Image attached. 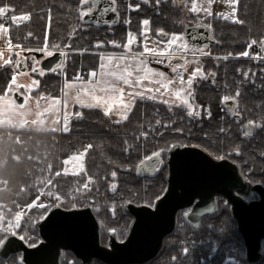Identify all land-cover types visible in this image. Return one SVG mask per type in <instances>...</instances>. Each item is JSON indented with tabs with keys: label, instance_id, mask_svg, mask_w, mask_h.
I'll return each mask as SVG.
<instances>
[{
	"label": "trees",
	"instance_id": "obj_1",
	"mask_svg": "<svg viewBox=\"0 0 264 264\" xmlns=\"http://www.w3.org/2000/svg\"><path fill=\"white\" fill-rule=\"evenodd\" d=\"M115 1L120 21L110 26L85 21L79 12L83 6L80 0H0V6L12 5L13 10L6 15L15 44L28 49H42L47 45L53 52L62 50L66 53L65 69L45 72L40 76V87L33 94L62 96L66 81L77 76L87 78L93 69L98 70L101 53L125 51L129 30L135 36L136 50L142 51V21L145 18L150 21V32L154 37H161V28L167 34L185 32L183 10L175 0H160L159 4L157 0H130L133 4H140V8L131 10L128 8L129 0ZM237 10L238 19L235 21L214 15H189L190 19L207 24L216 41L209 45L210 55L205 58V70L215 72L216 83L205 82L202 87H195V98L199 102L218 103L225 95H230L228 86L232 78L243 77L242 72L249 69L254 74L260 67L249 56L237 54L249 51L252 40L264 41V0H239ZM24 12L29 13L27 20L18 23L11 20V16ZM112 40L118 44L112 45ZM98 41H103V44L98 45ZM15 72L12 64L0 66V95L9 92ZM74 111H82L83 116L73 114L67 131L64 128L41 130L0 126V179L6 181L5 187L0 189V205L12 209L11 216L22 205L31 204L39 196L45 181L51 180L58 191L67 196L60 202L63 208H75L73 205L99 207L100 220L105 210L111 211L115 206L124 208L123 217L112 216V211L105 217L113 223L112 228L121 230L128 227L133 218L125 211L127 202L153 204L167 186L166 168L154 177L138 173L141 159L155 151H167L175 144L200 146L213 155L221 156L218 149L226 150L232 142L228 133L221 131L222 121L212 115L205 117L201 127L200 120L188 115V109L156 101L138 100L122 121L112 120L97 107L76 106ZM145 132L147 136L143 135ZM86 148L84 172L80 175L65 174L66 158ZM254 157L252 155L251 160ZM113 171L117 173L116 177L111 175ZM88 176L93 177L92 190L85 191ZM113 181L116 182L115 189ZM74 191L78 195L70 197ZM40 211L32 209L24 222L33 223L40 219L44 213ZM233 221L230 212L209 215L200 227L191 230L201 237H184L183 234L190 232L187 230L186 233V227L178 225V230L166 238L156 262L235 264V259L228 257L233 255V251L245 255L246 249ZM187 226L191 227L190 224ZM184 247L190 249L189 253L183 252ZM172 253L177 254L175 258ZM239 264L250 263L243 256ZM256 264H264V259Z\"/></svg>",
	"mask_w": 264,
	"mask_h": 264
},
{
	"label": "water",
	"instance_id": "obj_2",
	"mask_svg": "<svg viewBox=\"0 0 264 264\" xmlns=\"http://www.w3.org/2000/svg\"><path fill=\"white\" fill-rule=\"evenodd\" d=\"M110 4L113 0H100L99 8H107ZM84 20L98 25H115L119 22V14L116 10L101 13L97 9L84 16ZM184 33L191 45L204 47L216 43L211 28L203 23L185 27ZM64 58V52L56 50L43 59L42 68L50 72L61 61L64 62ZM13 96L17 103H24L25 96L20 92H14ZM175 145L178 146L170 148L166 160L168 185L155 202L156 207L126 203L125 210L134 217L126 240L119 242L113 237L110 247H102L100 224L90 205L72 209L54 206L39 225L46 242L29 247L19 237H10L7 253L24 251L28 264H38L43 256H53L58 262L64 248L79 255L99 257L108 264H145L160 253L166 237L175 230L179 210L192 207L193 210L185 217L198 228L206 215L217 211L216 195L222 194L233 204V214L239 221L248 261H261L264 257V186L245 180L238 165L228 159H216L198 146ZM158 159L153 157L145 165H139L138 173L156 176L159 173ZM234 190L248 196L254 190L262 198L248 203L235 196ZM1 252L6 253L4 250Z\"/></svg>",
	"mask_w": 264,
	"mask_h": 264
},
{
	"label": "snow or ice",
	"instance_id": "obj_3",
	"mask_svg": "<svg viewBox=\"0 0 264 264\" xmlns=\"http://www.w3.org/2000/svg\"><path fill=\"white\" fill-rule=\"evenodd\" d=\"M81 6L79 9V12L81 16H87L88 14L93 13L97 9L101 13H106L110 10L114 11V0L113 4H110L107 8H99L100 0H80ZM211 2V0H210ZM232 4H236L237 0H230ZM160 3V0H157V4ZM90 5V6H87ZM128 8L131 10L133 8L138 9L140 8V4L136 3L133 4L129 0ZM13 10L12 5L10 4H4L3 6H0V17H3L5 13ZM192 10L195 12H199L201 8L196 4L195 0H193L192 3ZM206 12H211V8L204 9ZM236 9L233 8L232 14H230V18L235 21L238 19V17L235 15ZM229 15V14H225ZM29 18V13L24 12L20 15H13L11 16V20L15 22H20L21 20H27ZM129 23H130V17H129ZM150 21L148 18L143 19V33L149 32V25ZM7 26L4 24H0V30L5 29ZM159 32L165 35H170V38L165 41L167 44V47L165 48H149L147 46V36L145 35V45L144 50L146 53H155L161 56L166 55L168 57V60H171V57L173 55L172 47L175 45L177 46V50L186 49L189 47L187 39H185V33L183 32H173L170 34L165 33V30L163 28L159 29ZM74 34V33H73ZM135 36L131 33V30H129V35L127 37V43L124 45L126 49L131 51V47L134 44ZM112 45H117L118 41L112 40L110 42ZM98 45L103 44V41H98ZM251 44H257L256 40H252ZM260 48L264 49V42L260 43ZM206 47V46H205ZM9 48H12L11 43H9ZM42 52H48L49 55L51 53L49 52L48 46L45 45L44 48L41 49ZM143 53L138 55H128V53H101V62L99 65V72L97 70L93 69L91 71V78L88 80H84L82 77L77 76L76 81L69 80L68 85L70 87H75L76 92L74 96L68 95L65 97L63 103L65 106V113H64V130L67 131L68 124L71 115L76 116H83V112H76V113H70L67 111L69 100H73L78 102L81 106H87L89 108L92 107H102L103 111L105 113H111L113 110V106H118V115L120 118H126L128 115V112L130 111V102L126 101L124 99L125 96V87L122 85H128L131 86L129 88V92L131 93L137 86H139L141 89H148L151 87L150 84H145L144 81H153L155 80L157 83L161 85L160 88H152L151 92L148 91H141L138 93L140 96H149L151 99L154 100H165V93L168 95V99L165 100V103H167L170 107L176 103L181 105H186L188 112L191 115H195L199 117L201 115L200 112L196 111L195 105L191 102L190 96H191V87L193 84V81L198 77H204L208 75L203 71L202 68L197 67L194 71L191 72V74L188 76L187 80L184 79L182 69H184V65L177 64L175 66V71L178 73V80L179 84L177 86H173V79H176L175 77L173 79H169L167 73L162 72L158 68L151 67L145 59H141V56ZM237 55L240 56H249L250 52L248 50L238 53ZM255 59L257 61L261 60V54L259 52L253 53ZM0 56H3V52H0ZM227 59V57H225ZM32 60L35 62L34 70L38 71L40 73H43L46 71V69L40 68L38 66V62H36V57H32ZM11 58L5 61V64H10ZM17 65L21 64V60L16 61ZM63 65V61H61L56 68L51 69L52 71L58 70ZM249 71H243L242 74L244 77L250 76ZM95 78V79H93ZM254 80V75H253ZM39 81L33 79L31 84H25L23 85L24 88L28 89L30 92L33 88H36L38 86ZM13 85H16L15 88H13ZM20 86L17 84L16 74L13 73L11 82L9 84V92H18ZM239 92V90H237ZM157 93H159L157 95ZM21 96H25V93H20ZM43 95V94H42ZM174 95L176 98L173 100L171 97ZM230 99L229 96L225 95L223 97L224 101H228ZM232 100H236V97H231ZM60 97H53L52 102L49 106V108L44 109V111H50L52 109H55V111L58 113L60 111L59 104H60ZM132 100H135V96H132ZM28 100L25 97L23 104H18L16 102V99L13 95L4 94L0 95V124H8V125H17V126H24L28 123V114L32 111L31 108L27 107ZM235 115L236 113L233 112ZM207 115L211 117L212 113L211 111H207ZM59 119V116L56 117ZM34 124H44V119L40 117V114H38L37 119L33 121ZM159 124L160 121H157ZM255 121H249L248 124L252 125L255 124ZM261 126H264L262 124ZM181 132H183V129H180ZM143 135L147 136L148 133H143ZM245 135H249V133H245ZM178 145H172V147H177ZM90 148L91 145H88ZM87 151V148L84 149V151L69 155L66 160L67 161H74V160H81L84 157L85 152ZM160 151L152 152L150 156H145L143 159L139 161L140 165H145L146 162L151 161L153 157L159 158L157 162V167H159L161 164H163V158L161 156ZM236 152H239L240 149L236 148ZM50 167V166H49ZM84 167L83 163L79 164V166H73L72 171L79 172ZM131 167V165H129ZM65 173L69 171V168L65 167L63 169ZM139 171V169H137ZM113 177H116L117 173L113 171L111 173ZM88 181L92 182L93 177L88 176ZM264 182V181H262ZM48 184H52L51 180H48ZM116 182H112V187L115 189ZM90 187V184L86 183L84 186V190L87 191V189ZM41 192L44 191V189L40 190ZM52 195L53 193H49ZM54 195L57 197L58 200H63L64 197L60 195V193L57 191L54 193ZM156 199H160V197H156ZM33 205H37V200H33L31 204L28 205L29 208H31ZM38 207L44 208L45 211L43 215L40 216V219L45 218L48 215V211H50L54 206L52 202L46 201L44 204L37 205ZM75 207V205H73ZM152 207L155 208L156 205L152 204ZM193 209L189 208L188 212L185 213L187 216ZM24 216L23 211L17 212L13 219H9L7 224H4V217L2 214H0V250H4L7 254V249L9 245L11 244L10 237H19L21 240L25 239V235H21L20 232L17 231V229L20 226L21 219ZM114 231V230H113ZM190 249L188 247L183 248L184 253H189ZM229 259H233V257H229ZM3 264H25L23 255H19L18 257L12 258L9 257L7 260L3 262ZM72 264H75V261L72 262Z\"/></svg>",
	"mask_w": 264,
	"mask_h": 264
},
{
	"label": "flooded vegetation",
	"instance_id": "obj_4",
	"mask_svg": "<svg viewBox=\"0 0 264 264\" xmlns=\"http://www.w3.org/2000/svg\"><path fill=\"white\" fill-rule=\"evenodd\" d=\"M186 1L187 0H184L183 3ZM114 2L116 4L115 0ZM181 2L182 0H175V3L177 5H179ZM115 10L119 13L117 4L115 5ZM187 22L189 24H187ZM187 22L185 23V27L199 23L195 20H191ZM191 46L195 48H200L194 45H191ZM249 47H250L249 50L251 52L258 51L259 53H262L263 51L259 45L250 44ZM257 62L260 64V67L259 69H256L254 71V74H252L253 72L251 71L250 76L247 78L243 76V77H234L231 79V84L228 86L229 94H230L229 95L230 99L228 101H224L222 98L219 100L218 103H215V104L204 103V101L199 102L195 98V93H194L192 97L193 99L191 101L195 105L196 111L200 112L201 115L197 117L195 115H191L189 112H188V115L197 120H200L201 127L204 126V119L206 116H208L207 111L209 110L211 111L213 118L215 117L216 120L222 121L223 126H222L221 131L225 130L230 136V139H232V142L231 144H229L226 150L218 149L219 150L218 153L221 156L213 155L211 152H209L205 148L200 147V146L198 147L204 149L216 159H228L232 161L233 163L238 165L240 172L244 176L245 180L250 181L253 184H262L264 186V182H262L264 181V126H261L262 124H264V57H262V59ZM259 72H261V74ZM207 74L208 75L204 76L203 78H199L196 80L197 83L194 84L195 87L196 86L202 87V85H204L205 82L207 83L209 82L210 84L215 85L216 83L215 82L216 81L215 72L210 71ZM253 75H254V80L252 78ZM203 79H204V82H203ZM237 90H239V92H237ZM233 96L236 97V100L231 99V97ZM233 112H235L236 114L234 115ZM249 121H255L256 123L249 125L248 124ZM245 133H249V135H245ZM236 148H239L240 151L236 152L235 151ZM169 150L167 151L164 150L163 153H161L164 164L163 165L161 164L158 167L159 173L161 172V170L165 168L167 169L166 178L168 176V165H167L166 160H167ZM252 155L255 156L254 160H251ZM167 185H168V178H167ZM234 194L237 197H242L248 203L252 201L261 200L262 198V195L254 190L250 191V194H251L250 196L244 195L237 190H234ZM155 202L153 204H155ZM216 203H217V211L213 215L219 216V214L222 212H227V213L230 212L232 218L234 219L233 223H235L236 227L239 230V221L233 214V204L231 203V201H229L224 195L220 194V195H216ZM138 205H141V204H138ZM147 205L152 206V204H147ZM82 207H75V208H82ZM91 207L93 208V211L95 212V215L97 216V219L100 224V240L99 241L102 247H106V248L110 247L111 240L113 237L119 242L126 240L130 232L131 223L134 219L132 214L126 211L128 214H130L133 217L128 227H124L121 230L116 229V228H107L104 225V223L99 219L98 214L100 213V208L95 207V206H91ZM190 208L192 209V207ZM66 209H72V208H66ZM188 209L189 208L179 210L177 214V226L175 230L177 229L179 225L181 217H183L184 220L189 222V220L185 217V213L188 212ZM207 216L209 215H206L201 220V223ZM43 219H38L37 221L33 223L24 222V221L20 223V226L17 229V231L20 232L21 235L26 234L25 239L23 241L25 242L27 246L29 247L40 246L46 242L45 237L43 235L44 231L41 230V228L39 227ZM189 223L192 225V227H194L191 222ZM239 233H240L242 242L245 246L244 237L242 233L240 232V230H239ZM263 247H264V240H263ZM245 249H246V246H245ZM159 254L147 263H150V264L157 263L158 264V262H156L155 259L159 256ZM19 255H23L25 264H28L25 260L24 251L10 252L6 254V253H2L1 250H0V264H3V262L7 260L9 257L15 258V257H18ZM176 255H177L176 253H172L171 256L175 258ZM244 256L246 260L248 261L247 249H246V253ZM263 259L264 257L258 263L262 262ZM73 261H75V264H108L107 262H105L99 257L92 258L88 255H82V254L79 255L78 253H76L75 251L71 249H64V248L61 250L58 262H55L53 256H47V257L43 256V259L41 258L40 262L38 261L39 262L38 264H72ZM250 264H256V263H250Z\"/></svg>",
	"mask_w": 264,
	"mask_h": 264
},
{
	"label": "crops",
	"instance_id": "obj_5",
	"mask_svg": "<svg viewBox=\"0 0 264 264\" xmlns=\"http://www.w3.org/2000/svg\"><path fill=\"white\" fill-rule=\"evenodd\" d=\"M192 2L193 1H188L187 4L189 5ZM182 3L183 2H181L178 5L180 8H182L181 7ZM184 23H186V21ZM6 26L7 27L5 29L0 30V52H3V56H0V66L6 65L5 61L8 60L9 58H11L12 62L10 64H12L16 69L15 74H16L17 84L20 86L18 92L25 93V97L28 100L27 107L31 108L32 111L28 114V117H27L28 123L22 127L17 126V125H8V124H0V126L1 127L11 126V127L31 128V129H41V130H47V129L59 130V129H61V125H62L61 122H63L62 119H63L64 113H65V106H64L63 101H64L65 97L68 95L74 96L75 92H76V88L70 87L68 85L69 80L66 81L64 84V94L62 96H58L61 98L60 104H59L60 111L58 113L55 111V109H52L50 111H44V109L49 108V106L52 102V98L57 97V96H51V95H47L45 93L33 94V92H35L40 87V76H42L47 71H45L43 73L35 71L34 67L36 65H35V62L32 60V57L33 56L36 57V62H38V66H39V63H41L43 61V59H45L46 57H48L50 55L48 52H46L41 57H38V56L32 55L30 53H27V52H32L35 50L40 51L41 49L22 48L19 45L15 44L11 38L10 26L8 24ZM149 34L153 38L160 39V41H159L160 46L155 47V48L167 47V44L165 43V41L170 38V35H165V34L162 35V33H160L161 37H154L150 32V23H149ZM143 37H144V33H143ZM144 40L145 39L143 38V47H144ZM135 41H136V39H135ZM9 43H11V45H12L11 49L9 48ZM136 45H137V42H134V44L131 47V51L126 49L125 51H106L103 53H112V52L120 53V54L128 53V55H138V54L143 53V55L141 56V59H145L151 67L158 68L162 72L167 73L169 79H173L174 77L176 78V79H173V86H177L179 84L178 73L174 70L175 66L177 64L184 65V69H182L181 71L183 73L185 80H187V78L191 74V72L194 71L195 68H197V67L202 68L203 71L206 73L205 58L208 57V55H204V53H199L198 51H193L192 49H189V48L177 50V46L174 45L173 46L174 48L170 49V51H172L173 55L171 57V60L169 61L168 57L166 55L161 56V55H158L155 53H146L144 48L142 49V51H137L135 48ZM50 53H51V55L53 54L52 52H50ZM66 57L67 56L65 54L63 65L58 70H56L54 72H60V71L65 69L66 60H67ZM18 59L21 60L20 66L16 64V61ZM100 62H101V56H100L99 65H100ZM30 65H32L33 67H30ZM97 72H99V68H98ZM34 78H35V80L39 81L38 86L36 88H33L29 92L28 89L23 87V85L31 84ZM90 78H91V72L87 78H83V79L88 80ZM199 78H203V77L198 76L193 81V84H192L190 91H193V89H195L194 83ZM93 79H95V78H93ZM72 81H76V79H74ZM144 83L150 84L151 87L148 89H141L139 86H137L131 93L129 92V88L131 86L122 85L123 87H125L124 99L126 101L130 102V111L128 112V115L132 111L136 102L138 100H141V99L156 101V102H160L163 104H167V103H165V100H167L169 98L167 93H165V100H154V99H151L149 96L138 95V93L141 91L151 92L152 88H160L161 87V85L159 83H157L155 80H153V81H147L146 80V81H144ZM15 87H16V85H13V88H15ZM13 93L14 92H8L5 94L13 95ZM158 94L159 93H157V95ZM2 95H4V94H2ZM132 96H135L134 101L132 100ZM171 98L173 100L176 99L174 97V95ZM190 99L192 100V94L190 96ZM173 105L181 106V107L187 109L186 105H181V104H176V103H174ZM76 106H81V105L76 101L69 100L67 111L70 113H75L74 110H75ZM81 107H87V106L85 105V106H81ZM97 108H100L103 111L102 107L97 106ZM38 114H40V117L44 119L43 125L33 123V121L37 119ZM105 114L114 121H122L128 117V115L126 118H123V119L119 117L118 106H113L112 112L111 113H105ZM57 116H59V119L56 118ZM71 116H73V115H71Z\"/></svg>",
	"mask_w": 264,
	"mask_h": 264
},
{
	"label": "rangeland",
	"instance_id": "obj_6",
	"mask_svg": "<svg viewBox=\"0 0 264 264\" xmlns=\"http://www.w3.org/2000/svg\"><path fill=\"white\" fill-rule=\"evenodd\" d=\"M184 0H182V2H183ZM188 1H190V0H187L186 2L188 3ZM186 2H184V3H182L181 4V7H182V10H183V14H184V22L186 21H191L192 19H190V17H189V15H190V13H193V14H196V15H198L199 17H206V16H209V15H214V16H220V17H224V18H227V19H230V20H232L231 18H230V14H232V10H233V8H235L236 9V12H235V15L238 17V10H237V7H238V4H239V0H237V2H236V4H232L231 2H230V0H211V2H210V0H195V2H196V4L201 8V10L199 11V12H195V11H193L192 10V3H190L189 5L188 4H186ZM206 8H211V12H206V11H204V9H206ZM225 14H229V15H225ZM4 16L5 17H7V15H6V13L4 14ZM9 19V18H8ZM187 24H189L188 22H187ZM148 28H149V25H148ZM145 35L147 36V46L149 47V48H154L155 49V47H159L160 46V44H159V41H160V39H158V38H153L150 34H149V32L148 33H144V37H145ZM162 35H164V34H162ZM264 40V39H263ZM189 44V43H188ZM260 43H258L257 42V44H252V45H259ZM144 45H145V40H144ZM172 48H174V47H172ZM189 49H192L193 51H198L199 53H204V55H210V48H209V45L208 46H206V47H204V48H195V47H193V46H191L190 44H189V47H188ZM263 51H262V53H260L261 54V57H264V49H262ZM51 51H53V50H51V49H49V52H51ZM249 52H250V55H249V58H251V59H254V60H256L255 59V57H254V55H252L253 53H256V51H250L249 50ZM258 52V51H257ZM27 53H30V54H32V55H35V56H38V57H41L43 54H45L46 52H42L41 50L39 51V50H35V51H32V52H27ZM66 54V53H65ZM251 56V57H250ZM242 57H246V58H248V56H242ZM30 67H33L32 65H30ZM39 67L40 68H42V63H39ZM248 71V70H247ZM206 73H208V72H206ZM204 80V79H203ZM195 84V83H194ZM196 92V89H193V91H191V94H192V97H193V95H194V93ZM193 99V98H192ZM160 103V102H159ZM62 121L63 122H61L62 123V125H61V128H64V117H63V119H62ZM69 126H70V123L68 124V128H69ZM2 162H4V161H2ZM81 163H83V165H84V167L79 171V172H74V171H72V168H73V166L75 165V166H79V164H81ZM65 167H67V168H69V171L67 172V173H65L64 171V173L65 174H72V175H80V174H82L83 172H84V170H85V158L83 157L81 160H74V161H67V160H65ZM64 167V168H65ZM93 182V181H92ZM92 182H89V181H87V183L88 184H90V187L88 188L89 190H92ZM5 185H6V181L5 180H2V179H0V189L1 188H4L5 187ZM41 189H44V191L43 192H41L40 191V194H39V196L38 197H36L34 200H37V205H40V204H44L46 201H50V202H52L54 205H60V202H62V201H64V200H66L67 199V196H65V195H63V194H61V192H59L58 191V189L53 185V184H48V181H45V183H44V186L41 188ZM40 189V190H41ZM59 192L60 193V195L62 196V197H64V199L63 200H58L57 199V197L54 195V193L55 192ZM81 192H83L84 193V190H81ZM49 193H53L52 195H50ZM78 195V193L76 192L75 193V191H74V194H72V195H70V197H76ZM94 202H96V201H94ZM97 203V202H96ZM138 204V203H137ZM143 204V203H142ZM144 204H149V203H144ZM151 204V203H150ZM37 205H33L31 208H29L28 207V205H22L21 207H20V210L18 211V212H20V211H23V213H24V216L22 217V219H21V222L22 221H25V219H26V215L28 214V213H30V211L32 210V209H36L37 210V212L38 211H45V209L44 208H41V207H38ZM60 206H62V205H60ZM79 206H83V205H79ZM79 206H75V207H79ZM64 207V206H63ZM66 208V207H65ZM40 209V210H39ZM113 210H111L112 211V213H111V215L112 216H116V218H120V217H123V215H124V208H121V207H113L112 208ZM12 209H10V208H4L3 207V205L1 204L0 205V214H2L3 215V217L5 218L4 219V224L6 225L7 224V222H8V220L9 219H13L14 218V216H15V214L17 213H14L13 214V216H11V213H10V211H11ZM40 211V212H41ZM111 211H107L106 212V210L104 211V216L103 215H101V220H102V222L104 223V225L107 227V228H112V226H114L113 225V223L112 222H109V221H107L106 220V218H107V216H108V214L107 213H110ZM126 211V210H125ZM36 212V213H37ZM36 213H35V216H36ZM181 215H183V214H181ZM106 217V218H105ZM187 224H190L189 222H187L186 220H184V218L183 217H181L180 218V222H179V226H180V228L181 227H186V233H188L187 232V230L190 232V234H188V235H184L183 234V236L184 237H199L200 235L198 234V233H194V231H191L194 227H192V225L190 224V226L191 227H188L187 226ZM178 230V229H177ZM201 237V236H200ZM193 240H195V239H193ZM231 249V248H230ZM216 250V249H215ZM241 251V250H240ZM212 252H214V250L213 251H211V253ZM234 253H233V255H230V257H233V259H235V264H239V263H241V261H242V257L241 256H244L243 254H239V253H237L236 254V252H238V251H233ZM213 255H209V257H212ZM228 259H229V257H228ZM227 259V260H228Z\"/></svg>",
	"mask_w": 264,
	"mask_h": 264
},
{
	"label": "built area",
	"instance_id": "obj_7",
	"mask_svg": "<svg viewBox=\"0 0 264 264\" xmlns=\"http://www.w3.org/2000/svg\"><path fill=\"white\" fill-rule=\"evenodd\" d=\"M6 20L3 17H0V24H5Z\"/></svg>",
	"mask_w": 264,
	"mask_h": 264
}]
</instances>
